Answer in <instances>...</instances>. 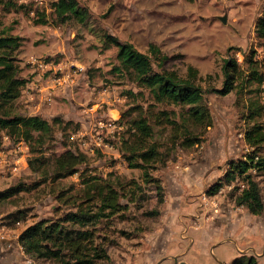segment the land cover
<instances>
[{
	"label": "rangeland",
	"instance_id": "obj_1",
	"mask_svg": "<svg viewBox=\"0 0 264 264\" xmlns=\"http://www.w3.org/2000/svg\"><path fill=\"white\" fill-rule=\"evenodd\" d=\"M55 1L0 0V35L21 37L16 56L27 82L11 114L40 116L54 128L44 147L4 136L0 193L19 186L25 191L0 204V222L8 226L4 236L13 245L11 252L0 245V264H60L27 255L19 236L40 220L62 219L84 202L87 207L83 180L91 178L121 191L123 206L91 229L94 244L108 256L97 264H231L241 255L264 264V211L254 215L236 201L246 181L208 193L230 163L253 151L248 129L264 125V108L252 117L248 107L264 106V87L257 91L250 83L218 93L225 61L236 59L245 72L246 56L264 45L257 32L264 0H78L90 13L85 24L60 22ZM105 34L142 53L157 46L168 59L162 67L154 64L155 71L187 77L196 68L211 125L188 120L187 106L155 103L148 90L114 71L118 48L105 43ZM257 61L264 73V60ZM138 116L153 126L148 144L160 152L146 171L132 167L123 147ZM68 150L86 154L89 163L57 180L52 161ZM259 154L264 158V146ZM31 159L39 160L35 170ZM255 174L264 201V171Z\"/></svg>",
	"mask_w": 264,
	"mask_h": 264
},
{
	"label": "trees",
	"instance_id": "obj_2",
	"mask_svg": "<svg viewBox=\"0 0 264 264\" xmlns=\"http://www.w3.org/2000/svg\"><path fill=\"white\" fill-rule=\"evenodd\" d=\"M52 8L62 23L76 20L85 24L90 17L89 10L78 0H57L52 3ZM257 32L259 37H264V15L257 22ZM104 41L108 46L118 48L117 59L120 64L115 66L114 71L130 76L139 88L148 90L155 103L187 106L188 120L211 125V117L204 104V91L196 82L200 79L196 68L190 67L187 77H182L176 71H155L154 64L162 67L168 58L162 56L161 50L154 44L150 45L148 53H142L133 44L122 43L108 34L104 35ZM21 47V37L0 35V151L4 145L5 135L44 147L54 133L53 125L40 116L25 117L11 114L10 107L21 96L27 83L20 76V66L16 56ZM254 53L246 56L247 71L245 72L236 59L225 61L223 67L225 80L223 88L218 90V93L225 96L236 91L239 85L244 87L250 83H256L260 88L257 91L262 90L264 73L260 62L255 60ZM248 107L252 117L253 114L259 116L264 108L257 102L250 103ZM55 122L58 123L59 119L55 118ZM130 125L129 136L123 140L124 150L129 153L126 156L127 160L132 162L133 168L146 171V167L160 159L158 147L155 144H148L153 138L154 128L144 116L136 117ZM245 139L253 151L245 159L230 163L223 178L214 184L208 193L214 195L225 185L243 179L247 184L237 197V204L246 207L254 215H260L264 211V201L255 173L264 171V158L259 156L260 148L264 146V125L255 123L246 132ZM194 142L195 139L190 140V143ZM39 151L32 146V153ZM35 161L39 160H30V166L34 170ZM52 162L54 177L59 180L80 172V168L87 165L89 159L84 153L68 150L54 158ZM145 178L147 182L155 183L157 189L161 191L159 182L148 174ZM83 184L87 189L85 193L87 207H84V203H87L84 202L76 212H69L57 221L40 220L20 234L19 243L27 255L35 259L57 261L60 264H97L98 260L108 257L94 244V233L91 229L95 228L103 217L107 218L122 211L121 191L118 192L112 184H99L97 178L83 180ZM22 191H25V188L19 186L1 192L0 204ZM93 207H98V210L94 212ZM231 264H259V262L256 256L241 255Z\"/></svg>",
	"mask_w": 264,
	"mask_h": 264
},
{
	"label": "built area",
	"instance_id": "obj_3",
	"mask_svg": "<svg viewBox=\"0 0 264 264\" xmlns=\"http://www.w3.org/2000/svg\"><path fill=\"white\" fill-rule=\"evenodd\" d=\"M256 60H264V45L261 47L260 51L255 54ZM8 226L5 225L3 222H0V240L6 241L4 233L7 231Z\"/></svg>",
	"mask_w": 264,
	"mask_h": 264
},
{
	"label": "crops",
	"instance_id": "obj_4",
	"mask_svg": "<svg viewBox=\"0 0 264 264\" xmlns=\"http://www.w3.org/2000/svg\"><path fill=\"white\" fill-rule=\"evenodd\" d=\"M0 245H2V247H4V250L7 252H11L12 251V246L11 245V241L7 240V241H0ZM20 245V244H19Z\"/></svg>",
	"mask_w": 264,
	"mask_h": 264
},
{
	"label": "water",
	"instance_id": "obj_5",
	"mask_svg": "<svg viewBox=\"0 0 264 264\" xmlns=\"http://www.w3.org/2000/svg\"><path fill=\"white\" fill-rule=\"evenodd\" d=\"M220 19H221V21H222L223 23H226V22H227V16L220 17Z\"/></svg>",
	"mask_w": 264,
	"mask_h": 264
}]
</instances>
